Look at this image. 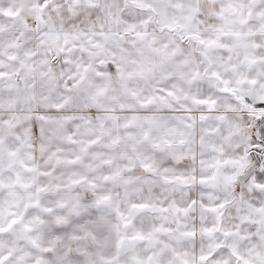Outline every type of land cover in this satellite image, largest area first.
Wrapping results in <instances>:
<instances>
[{"label": "snow or ice", "instance_id": "obj_1", "mask_svg": "<svg viewBox=\"0 0 264 264\" xmlns=\"http://www.w3.org/2000/svg\"><path fill=\"white\" fill-rule=\"evenodd\" d=\"M0 264H264V0H0Z\"/></svg>", "mask_w": 264, "mask_h": 264}]
</instances>
